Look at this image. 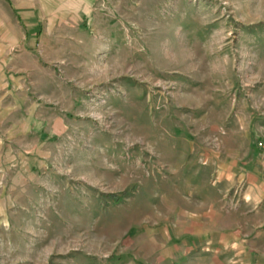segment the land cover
<instances>
[{"label":"rangeland","instance_id":"obj_1","mask_svg":"<svg viewBox=\"0 0 264 264\" xmlns=\"http://www.w3.org/2000/svg\"><path fill=\"white\" fill-rule=\"evenodd\" d=\"M0 138V264H120L194 213L252 230L264 0H0Z\"/></svg>","mask_w":264,"mask_h":264},{"label":"crops","instance_id":"obj_2","mask_svg":"<svg viewBox=\"0 0 264 264\" xmlns=\"http://www.w3.org/2000/svg\"><path fill=\"white\" fill-rule=\"evenodd\" d=\"M7 142L0 138L3 177L7 169L3 161L8 162L11 151ZM247 223L235 225L217 212L194 213L177 233L138 235L135 250L128 257L120 256V264H264V218L252 230Z\"/></svg>","mask_w":264,"mask_h":264},{"label":"built area","instance_id":"obj_3","mask_svg":"<svg viewBox=\"0 0 264 264\" xmlns=\"http://www.w3.org/2000/svg\"><path fill=\"white\" fill-rule=\"evenodd\" d=\"M257 148L260 151L261 154H264V142L263 141H259L257 143Z\"/></svg>","mask_w":264,"mask_h":264}]
</instances>
